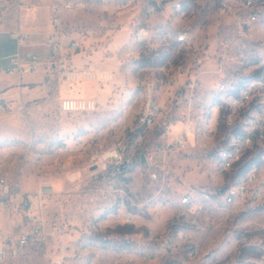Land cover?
Returning <instances> with one entry per match:
<instances>
[{
  "label": "rangeland",
  "instance_id": "rangeland-1",
  "mask_svg": "<svg viewBox=\"0 0 264 264\" xmlns=\"http://www.w3.org/2000/svg\"><path fill=\"white\" fill-rule=\"evenodd\" d=\"M172 1L7 0L0 30L28 32L47 63L23 75L0 72V175L36 198L45 228L6 264H264V214L231 207L220 192L236 169L223 170L218 153L240 121L228 119L216 71L225 40L228 66L241 65L240 53L249 57L242 66L264 58V11L236 37L220 8L234 0H178V9ZM52 17L65 42L79 41L76 51L53 56L40 45ZM70 69L112 75L70 81ZM63 83L96 109L60 110ZM146 112L152 122L140 125ZM114 146L119 170L101 169V153ZM185 191L189 204L180 201ZM24 228L20 211L0 207L8 242ZM178 230L196 256L177 240L164 250Z\"/></svg>",
  "mask_w": 264,
  "mask_h": 264
},
{
  "label": "built area",
  "instance_id": "built-area-1",
  "mask_svg": "<svg viewBox=\"0 0 264 264\" xmlns=\"http://www.w3.org/2000/svg\"><path fill=\"white\" fill-rule=\"evenodd\" d=\"M7 0H0V13L6 9ZM175 9L180 8L178 0L172 1ZM220 8L230 13L231 23L235 28V35L246 36L252 31L254 24L259 20L260 13L264 11V0H234V2H222ZM60 21L52 17L49 21V30L43 44L54 56L64 50L76 51L80 43L75 38H69L66 42L64 34L59 28ZM20 48L9 58L8 64L1 67L5 73L23 75L41 70L46 66V60L37 52L21 47L33 44L31 35L25 30L19 29L15 32ZM235 38V37H234ZM179 41H185V33L177 35ZM228 40L224 41V51L220 54V62L216 66L219 74L218 91L222 93L228 107V119L239 120L240 125L233 133L229 143L221 148L218 153L219 164L223 170L236 169L234 183L227 184L222 189L221 196L225 204L239 210H254L264 214V58L258 60L256 66H242L249 57L239 54L240 66H228L226 64ZM239 50V49H238ZM54 64V61H50ZM63 66V65H61ZM83 72H87L86 75ZM99 77H110V72H100ZM70 79L79 78L80 74L85 78L96 76L92 71L63 70ZM97 102L93 98L67 97L61 99L60 110L71 111H93ZM151 113L146 112L140 117V125H150ZM174 143L180 147L185 146V139L177 137ZM250 150H255L251 157H246ZM122 159L117 146L104 151L100 155L101 169L106 170L113 163V168L119 170L116 164ZM109 163V164H108ZM192 192L185 191L181 195L182 204H189L192 200ZM0 207H13L22 213L25 228L22 229L16 239L10 242L7 236L0 233V264H6L10 257L18 253V249L32 245L44 237V219L36 198L27 192H22L17 185L10 183L5 175H0ZM200 206L194 210L189 218L192 225L198 223ZM129 221V216H127ZM191 243V237L182 231L168 234L162 241L165 251H171L176 244ZM8 245V249L3 248ZM190 256H196L199 249L189 245Z\"/></svg>",
  "mask_w": 264,
  "mask_h": 264
},
{
  "label": "crops",
  "instance_id": "crops-1",
  "mask_svg": "<svg viewBox=\"0 0 264 264\" xmlns=\"http://www.w3.org/2000/svg\"><path fill=\"white\" fill-rule=\"evenodd\" d=\"M46 35H47V33H46ZM45 39H46V37H45ZM44 40L39 41L40 45H44L43 44ZM32 41H33L32 45L21 47L22 50H26V49L33 50L35 52H38L42 58H45V54H44L45 50H40V51L34 50L32 47L37 45L36 44L37 41H35L33 39H32ZM18 48H20V46L18 45L17 38L15 36V32H9L6 29H1L0 30V72H2L1 67L8 64L10 56L12 54H14L18 50ZM63 61H65V62L63 63ZM59 62H60V65H65V63H68L66 58H63ZM78 93L79 92L74 93V92H72L71 88L68 89L67 87H65V83H63L60 87V94H61L62 99L67 98V97H74V98L83 97Z\"/></svg>",
  "mask_w": 264,
  "mask_h": 264
},
{
  "label": "bare ground",
  "instance_id": "bare-ground-1",
  "mask_svg": "<svg viewBox=\"0 0 264 264\" xmlns=\"http://www.w3.org/2000/svg\"><path fill=\"white\" fill-rule=\"evenodd\" d=\"M95 72H97L98 73V75H103V73H100V71L99 70H96ZM85 75H86V73L87 72H83ZM73 80H78L79 82H80V80L77 78V79H71L70 81H73ZM83 82H84V80H83ZM98 82V81H97ZM80 98H84V97H80Z\"/></svg>",
  "mask_w": 264,
  "mask_h": 264
},
{
  "label": "water",
  "instance_id": "water-1",
  "mask_svg": "<svg viewBox=\"0 0 264 264\" xmlns=\"http://www.w3.org/2000/svg\"><path fill=\"white\" fill-rule=\"evenodd\" d=\"M149 104H150V105H153V100H152V98H151Z\"/></svg>",
  "mask_w": 264,
  "mask_h": 264
}]
</instances>
